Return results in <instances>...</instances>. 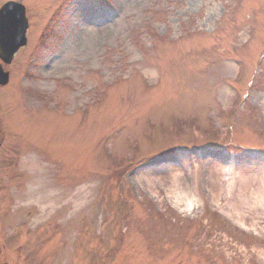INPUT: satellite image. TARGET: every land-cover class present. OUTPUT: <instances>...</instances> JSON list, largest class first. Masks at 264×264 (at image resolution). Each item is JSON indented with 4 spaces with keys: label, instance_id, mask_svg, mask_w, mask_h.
I'll return each instance as SVG.
<instances>
[{
    "label": "rangeland",
    "instance_id": "1",
    "mask_svg": "<svg viewBox=\"0 0 264 264\" xmlns=\"http://www.w3.org/2000/svg\"><path fill=\"white\" fill-rule=\"evenodd\" d=\"M16 1L8 262L264 264V0Z\"/></svg>",
    "mask_w": 264,
    "mask_h": 264
},
{
    "label": "water",
    "instance_id": "2",
    "mask_svg": "<svg viewBox=\"0 0 264 264\" xmlns=\"http://www.w3.org/2000/svg\"><path fill=\"white\" fill-rule=\"evenodd\" d=\"M19 7V6H18ZM15 7L9 5L4 8V11L0 14V57L6 62H10L17 52L20 45L24 44L21 41V37L24 29L26 28L25 18L21 16V7ZM18 27L17 37L11 39L10 33H15V29ZM8 74L3 73L0 66V82L5 83L7 81Z\"/></svg>",
    "mask_w": 264,
    "mask_h": 264
},
{
    "label": "flooded vegetation",
    "instance_id": "3",
    "mask_svg": "<svg viewBox=\"0 0 264 264\" xmlns=\"http://www.w3.org/2000/svg\"><path fill=\"white\" fill-rule=\"evenodd\" d=\"M4 138L2 137V129H0V152L2 151L3 148H5L6 146H4ZM3 166L6 167V169L8 168V166L6 164H2L0 165V173L3 170ZM4 176H8V173L6 172ZM7 183H9L7 181ZM1 185L3 186V180L0 179V188ZM0 192H2V190H0ZM3 193L6 195H8L4 190ZM3 216H7V215H3ZM11 238V236H5V234L1 233L0 234V264H11L8 261L10 259H8V255L6 254V252L11 251L10 248L12 247L11 244H9V239Z\"/></svg>",
    "mask_w": 264,
    "mask_h": 264
},
{
    "label": "bare ground",
    "instance_id": "4",
    "mask_svg": "<svg viewBox=\"0 0 264 264\" xmlns=\"http://www.w3.org/2000/svg\"><path fill=\"white\" fill-rule=\"evenodd\" d=\"M181 173H176L175 175H173V179L175 178L176 179V181H178L179 183H180V185L182 186L181 187V191H183L184 193V195L186 196V197H189L188 195H187V193H185V190H186V188H185V186H184V182H183V180H182V178H181ZM211 177V176H210ZM214 180V178H212V181ZM245 182V179L243 178L242 179V182ZM211 183V180L209 181V186H210V188H211V190H212V192L214 193V196H215V200H216V202H218L219 200L217 199L218 197H217V193H216V190H215V187L213 186V183H212V185L210 184ZM233 184V183H232ZM242 186L244 187L243 188V190L244 189H246L247 187H246V185L244 184V183H242ZM192 198H187V201L189 202V205L190 206H192ZM263 203H264V199H263ZM189 206V207H190ZM230 212H232V214L234 215V216H236L237 217V219L239 220V222H241V223H243L244 224V221H243V219L240 217V213L237 211V210H234L233 208L231 209V211Z\"/></svg>",
    "mask_w": 264,
    "mask_h": 264
}]
</instances>
